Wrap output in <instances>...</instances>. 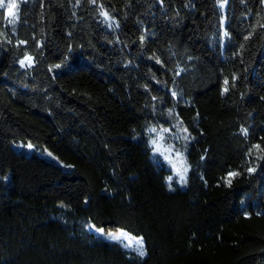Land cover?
I'll return each mask as SVG.
<instances>
[{"label":"trees","instance_id":"obj_1","mask_svg":"<svg viewBox=\"0 0 264 264\" xmlns=\"http://www.w3.org/2000/svg\"><path fill=\"white\" fill-rule=\"evenodd\" d=\"M223 21L218 0H22L14 24L0 3V264H264V0ZM178 122L170 191L148 129Z\"/></svg>","mask_w":264,"mask_h":264},{"label":"rangeland","instance_id":"obj_2","mask_svg":"<svg viewBox=\"0 0 264 264\" xmlns=\"http://www.w3.org/2000/svg\"><path fill=\"white\" fill-rule=\"evenodd\" d=\"M22 0H2L1 7L5 11L9 23L14 24L17 20L19 13V7ZM15 4V7L11 9L8 8L9 4ZM219 6L222 8L225 15L228 0H218ZM23 62V63H22ZM21 62L22 66H31L33 64V59L29 56L26 57ZM149 140L147 146L151 149L152 155L155 163L160 167L166 169L167 176L165 178V183L168 190L173 191L176 189L185 190L188 187L189 182V171L190 167L186 157L187 142L189 137L185 129L178 122L174 126L165 128L162 125L157 127L151 124L148 129ZM50 158L48 155H45ZM234 161L232 158L229 159V164L233 165ZM181 175L184 176V180H181ZM169 177L172 179L169 180ZM97 229V228H96ZM98 233L101 235L105 234L103 229H97ZM107 239L117 241L123 245L127 250H131L138 255L140 251H143L145 256L144 241L140 237H135L123 230H118L117 232H109L106 234ZM113 236H119L120 239H113ZM142 244V247H141Z\"/></svg>","mask_w":264,"mask_h":264},{"label":"snow or ice","instance_id":"obj_3","mask_svg":"<svg viewBox=\"0 0 264 264\" xmlns=\"http://www.w3.org/2000/svg\"><path fill=\"white\" fill-rule=\"evenodd\" d=\"M0 3H2V0H0ZM14 7H15V4H14V3L8 5V8H9L10 11H11V9L14 8ZM22 63H23V62H22ZM171 179H172V178L169 177V180H171ZM181 180H184V176H183V175H181ZM112 238H113V239H117V240L120 239L119 236H113ZM141 247H142V244H141ZM140 255H141V256L144 255L143 251H140Z\"/></svg>","mask_w":264,"mask_h":264}]
</instances>
